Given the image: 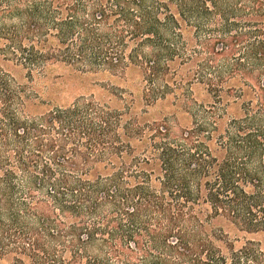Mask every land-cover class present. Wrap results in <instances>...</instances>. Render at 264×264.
<instances>
[{"label": "trees", "instance_id": "obj_1", "mask_svg": "<svg viewBox=\"0 0 264 264\" xmlns=\"http://www.w3.org/2000/svg\"><path fill=\"white\" fill-rule=\"evenodd\" d=\"M53 64L144 107H47ZM0 260L264 264V0H0Z\"/></svg>", "mask_w": 264, "mask_h": 264}, {"label": "rangeland", "instance_id": "obj_2", "mask_svg": "<svg viewBox=\"0 0 264 264\" xmlns=\"http://www.w3.org/2000/svg\"><path fill=\"white\" fill-rule=\"evenodd\" d=\"M112 87H117L127 94L132 92L135 99L134 110L140 113L144 105L138 97L137 78L131 72L120 78L106 74L83 73L62 64H53L46 68L39 83L42 98L49 103L47 107L55 104H68L79 96L89 95L109 100L112 106H121L116 97L110 93ZM191 88L193 96L198 102H206L208 96L202 85L193 84ZM170 103L171 98H168L163 103L159 102L153 106H148L147 112L143 116L148 119L161 118L174 109ZM179 118L183 124H189L190 119L187 114L179 113ZM239 244L240 242L237 245ZM4 263V260H0V264Z\"/></svg>", "mask_w": 264, "mask_h": 264}]
</instances>
